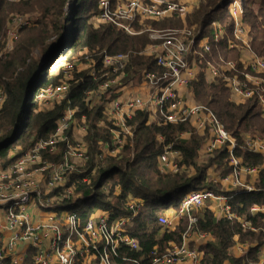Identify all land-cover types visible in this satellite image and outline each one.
I'll return each mask as SVG.
<instances>
[{
  "label": "trees",
  "instance_id": "obj_1",
  "mask_svg": "<svg viewBox=\"0 0 264 264\" xmlns=\"http://www.w3.org/2000/svg\"><path fill=\"white\" fill-rule=\"evenodd\" d=\"M98 1L26 0L12 3L0 0V42L14 7H21L23 13L39 15L31 25L19 32V41L9 52L11 54L0 55V86L6 95L0 107V168L21 157L37 142L48 140L55 131L57 120L70 106L76 111V119L80 120L82 116L85 119L87 132L84 137L93 155L88 159L93 174L78 176L72 181L75 194L79 197L67 202L66 206L76 210L80 220L85 221L96 210L111 211L113 217L124 216L127 213L124 206L128 200L142 199L145 204L127 229L128 234L137 240L139 250L122 249L120 254L147 261L154 247L163 252L169 244H180L187 229L186 219L181 220L174 230L164 229L157 221L160 213L170 205L177 209L183 195L190 190H212L223 194L213 182L207 181L206 172L215 166L222 176L228 175L229 156L225 149H219L215 151V157L211 156L205 164L198 165V151L205 138L196 134H192L188 140L178 137L192 128L190 124L164 125L160 117L148 123L149 114L137 112L128 121L133 129L132 138L129 137L128 143L126 141L122 147L121 157L105 158L95 164L94 153L100 154L99 143L110 140L109 130L104 127L107 119L103 102L92 106L88 101L89 93H94L103 81V56L129 54L123 84L134 77L138 78L144 69L159 71L151 58L139 54L149 45L145 35L129 36L111 25L99 24L95 27L90 23L91 18L99 12ZM228 1L199 0L198 6L186 17V25L195 27L199 33L196 43L204 36L209 39L212 52L205 56V61H201L203 66L204 62L217 54L216 49L220 56L226 57L225 61H237L235 49L230 50L231 53L226 52L227 40L232 38L231 21L226 11ZM243 6L251 48L264 59V0L258 8H255L254 0H243ZM150 22L159 26V21ZM213 22L225 25L227 31V36L217 44L212 40L214 31L210 28ZM1 49L0 44V52ZM79 54L89 58L95 77L89 72L73 73L67 99L55 103L52 108L41 109L34 100V91L40 87L58 85L64 78V65L72 64ZM203 66H200L201 70L188 90L195 102L207 106L233 136L236 141L233 156L241 160L242 167L258 169V182L255 183L254 192H230L234 196L230 206L235 218L218 219L208 209H202L196 215L197 221L191 227V235L204 234L213 238L212 242L197 249L201 253L202 264H259V249L264 246V214L253 213L251 209L255 206L264 208V163L262 154L246 148L243 136L248 134L264 140V117L255 99L234 103L221 80L207 82ZM101 122L105 123L103 127L98 126ZM158 137L162 138L161 143L157 142ZM168 145L171 150L180 153L179 166L185 167V171L163 173L159 170L158 158ZM58 148L63 151L65 146L61 144ZM54 154L44 153L43 159L59 161L62 154ZM189 168L194 175L186 173ZM81 206L85 207L82 209ZM238 218L249 223L251 228L242 227ZM235 239L246 246L245 253L240 257L231 254ZM32 257V252H28L22 264H35Z\"/></svg>",
  "mask_w": 264,
  "mask_h": 264
},
{
  "label": "built area",
  "instance_id": "obj_2",
  "mask_svg": "<svg viewBox=\"0 0 264 264\" xmlns=\"http://www.w3.org/2000/svg\"><path fill=\"white\" fill-rule=\"evenodd\" d=\"M188 11L186 5L171 0H126L120 3L101 0L99 12L93 21L98 25H111L129 36L148 34L151 43L141 55L151 58L159 69L156 72L144 69L138 75L139 82L145 83L149 89L148 98L133 97L120 101L114 96L126 77L129 54L103 56V81L94 93H89L106 96L104 113L110 123V140L103 145H106L108 152L118 153L127 138L132 136L128 121L137 112L160 117L164 125L190 124L193 131L206 137L203 147L205 155L210 156L219 149L226 150L231 171L224 177V182L231 185L233 190L250 193L252 188L241 182L240 174L241 171L255 173L258 169L241 166V161L232 154L235 139L207 106L189 104L180 94L196 79L199 69L197 60L201 64L205 56L211 54L208 39L202 37L196 43L199 33L195 27L186 25L167 29L145 28L141 32L132 29V25L141 20L161 21L176 16L185 18ZM226 11L231 21L232 36L227 40V48L246 51L250 57L245 64L233 60L222 62L219 70L207 60L204 62L205 68L214 77L221 78L232 96L244 102L255 99L264 117V59L251 48L249 27L244 21L243 0H229ZM31 23L32 20L26 15L7 22L2 40L4 52L12 49L19 32ZM211 26L215 43L227 36L223 25L213 22ZM72 69V64L66 63L63 80L56 86L37 88L33 94L34 100L38 102L43 99L52 108L55 103L67 99ZM91 71L90 75L95 77L94 69ZM5 99L4 89L0 86V107ZM75 114L76 111L67 106L48 140L37 142L21 157L0 168V264L7 261L9 264H22L28 252H32L35 264H202L201 253L188 244L191 227L197 221L193 213L214 202L221 218H235L230 206L234 198L230 193L232 190H225L223 194L212 190L188 191L175 211L169 216L164 214L157 218L159 225L167 230H174L181 220H187V229L180 244H169L163 252L154 247L147 261L121 255L122 249L139 250L137 240L128 234L127 229L145 203L142 199H130L125 203L127 213L124 216L113 217L111 211L100 210L93 212L85 221L80 220L76 210L66 206L75 195V184H66V176L72 170L70 160L87 163L89 159L86 145L73 143L69 137L74 130ZM80 121L83 123L81 132L85 135L87 126L83 116ZM184 133L191 136V130ZM184 133L178 135L181 140H184ZM61 144L65 149L59 161L43 159L44 153H55ZM245 146L251 152L262 154L264 163V140L261 137H251ZM180 160L179 152L171 150L169 145L165 146L158 158L159 170L163 173L180 172L184 169L179 166ZM43 190L46 191L45 195ZM226 192L229 195H225ZM33 210H39L42 216L34 218ZM251 211L264 214V208L256 206ZM237 220L242 227L249 226L243 219ZM197 235L206 237L204 234ZM19 247L26 249L25 255L17 251ZM259 264H264V259L259 260Z\"/></svg>",
  "mask_w": 264,
  "mask_h": 264
},
{
  "label": "crops",
  "instance_id": "obj_3",
  "mask_svg": "<svg viewBox=\"0 0 264 264\" xmlns=\"http://www.w3.org/2000/svg\"><path fill=\"white\" fill-rule=\"evenodd\" d=\"M123 1H126V0H116L115 2H114V0H112V3H120V2H123ZM171 1H177L179 3H182V4L186 5L189 8V11L186 14L185 18H179V17L176 16V17H174L172 19L161 20L157 24H162V23L163 24H170V23H173V22H179L178 26H169V27L168 26H161V25L155 26L153 24L151 26H145L144 25L145 20H141L138 24H133L132 25L133 31L135 30L136 32H141L145 28H156V29H158V28L159 29L179 28V27H182V26L186 25V17H187V15L190 14L191 12H193V10L198 6L199 0H171ZM254 1H255V8H258L259 5L261 4V2L263 0H254ZM18 2H20V1H18ZM93 18L94 17H92L91 20ZM92 25L95 26V27H97L98 26V23H95V21H93V24ZM210 29L211 30H214L212 26H211ZM4 34H5V32H4ZM140 35L141 34L131 35V36H140ZM204 37H206L208 39L207 36H204ZM220 40H223V39L219 38L218 42ZM208 43H209V39H208ZM226 49H227L226 50L227 53H231L230 52L231 49H228L227 47H226ZM235 50H236V52L238 54L237 61H239L240 63L242 62L243 64H245L247 62V59L250 57V54L248 52H246V51H240L238 49H235ZM216 51H217V54H215L210 59V61H211V63H213L214 67L217 70H219L222 67V65H223V64H220V63L226 62L225 61L226 60V57L224 56V58H223V55L220 56V54H219V52H218L217 49H216ZM143 52H144V49L139 54L141 55ZM144 57L147 58L146 56H144ZM197 64L199 65V69H198V74H199V72L201 70L200 69L201 68L200 66L201 65L203 66V64H200L199 63V60H197ZM89 67H91V66H89ZM202 69H204L203 70V73H204V76H205V79H206L207 82H214L215 80H221V78L214 77L210 73L209 69L208 68H205V66H203ZM91 72L92 71H90L88 74H90ZM180 94H181V97L186 102H188L189 104H194V103L196 104V102H195V100H194L191 92L188 89H182L180 91ZM148 96H149V89L147 88V86L145 85V83H143L141 81L139 82L138 78L137 77H134L133 79H131V80L125 82L123 85H121V87L116 91V95L114 97L119 98L120 101H127V100H129V99H131L133 97H142V98L146 99V98H148ZM231 100L234 101V103H237V104L238 103H244L243 100H239L238 98H236L235 96H232V95H231ZM88 101L91 102V100L89 98H88ZM91 104H92V102H91ZM104 115H105V113H104ZM105 117H106V115H105ZM156 118H158V117H156L153 114H149L148 115V123H152L153 121L156 120ZM192 126H193V123H192ZM132 132H133V129H132ZM182 138H184V140H188L190 138V136H189L188 133H184L182 135ZM243 138H244V141L246 143V141H249V139L251 138V135L244 134ZM161 140H162L161 137H158L157 138V142L158 143H161L160 142ZM204 143L205 142H203V144L201 145V147H200V149L198 151V157H197V164L198 165H200V163H204L205 164L206 161L209 159V158L207 159V156H205V154L203 153ZM103 144H105V143H99V149H100V154L102 153V155L104 156V153L105 152L108 153V149L106 148V145H103ZM211 156L212 155H210L209 157H211ZM88 157H89V155H88ZM178 159H180V156H179ZM205 159H207V160H205ZM227 165L229 166V162H228ZM183 168L184 169L182 171H185V167H183ZM230 171H231V167H230ZM186 173L189 174V176L194 175V171L192 169H190V168L186 171ZM206 176H207V181L213 182L216 185V187L219 189V191H223V192L225 190H232L231 192H235L236 191V189L233 190L234 188L231 185H229V184H227V183L224 182V177H226L227 175L226 176H222L221 172L218 169H216L215 166L208 168V170L206 172ZM240 180H241V182L243 184H245L246 186H249V187L252 188V191L251 192H254L255 187H256L255 186V183L258 182V172L256 171L255 173H247L245 171H241ZM203 209H208L210 212H212L215 215L216 218H218V219L221 218V215L219 213V210L217 208V205L214 202L208 204L207 207H205ZM98 211H100V210H96V212H98ZM173 211H175V209L170 205L168 208H166L165 210H163L160 213V215L166 214V215L169 216L171 214V212H173ZM201 211H202V209L200 211H198V214ZM198 214H197V216H198ZM32 215L34 216V218L37 219L40 216H42V213L39 212V210L38 211L37 210H33ZM212 241H213V238L210 237V236H206V237L200 238L198 235H195V234L194 235H190L189 238H188V244H189L190 248L196 249V250L197 249L199 250L201 246H204L205 244L210 243ZM235 241H236V244L231 249V254L233 256H235V257H240V256H242L243 253H245L246 246L245 245H242L240 243H237V239H235ZM17 251L20 252V253H22L23 255L26 254V249L24 247H19ZM258 258H259V260L264 259V248L263 247L260 248V250H259Z\"/></svg>",
  "mask_w": 264,
  "mask_h": 264
},
{
  "label": "rangeland",
  "instance_id": "obj_4",
  "mask_svg": "<svg viewBox=\"0 0 264 264\" xmlns=\"http://www.w3.org/2000/svg\"><path fill=\"white\" fill-rule=\"evenodd\" d=\"M18 1L21 2V1H26V0H16V1H11V2L12 3H19ZM115 1L116 0H114V2ZM100 2H101V0L98 1V10H99ZM25 15L28 16L32 21L37 19V18H39V15H37V14H31V13H28V12L27 13H23L22 8L16 6V7H14V12L8 16V21L10 19L14 18V17H20V16H25ZM90 23L91 24L93 23V19L90 20ZM178 24H179V22H173V23H170V24H163L162 23V24H159V25L168 26L169 27V26H178ZM144 25L145 26H151L152 23L150 21H145ZM141 35L142 36L145 35L147 37V39L149 40V44L151 43V40L149 39L148 34H141ZM19 37H20V35H19ZM18 41H19V38L12 45L13 46L12 49L10 51H8V52H4V46H3V43L1 41L0 44L2 45V49H1L0 55L1 54L6 55L9 52H12L14 50L15 45L18 43ZM10 54L11 53H9L8 55H10ZM8 55H6V56H8ZM6 56H4V57H6ZM89 61H90L89 58L83 57L82 54H79L76 58H74V60L72 61V64L75 65V67L71 71V77L73 78V73H79V72L87 73V72H90L91 70H93L92 65H90L91 63ZM89 66H91V67H89ZM88 98L91 100L92 106H94V104H99V102L100 103L103 102V106H104V104L106 102V96H104V95L98 96L96 93L89 95ZM38 104H39V107L41 109H44V110H46L47 108L49 109V107H50L47 103L44 102L43 99L41 101H38ZM104 124L105 123L101 122V123H99L98 126L103 127ZM82 126H83V123H81L80 120L76 119L75 126H74V131L70 132V136H71L70 138H71L73 143H80V144L86 145L87 151H88V155H89V160H90V158H92L93 155H92V153H90V150H89L90 147H89L88 143L85 141V137L84 136L86 134L84 135L81 132V127ZM104 127H106L108 130L110 129V123L107 120H106V124H105ZM189 130H191V135L192 134L200 135L198 132L193 131V129H191V128L190 129L188 128V131ZM200 136H203L206 139V137L204 135H200ZM127 143H128V141H127ZM64 149L65 148H63V151H64ZM63 151H62V148H58L57 151L55 152L54 156H57L60 153L63 154ZM216 152H214V154H212V156L215 157L217 155ZM121 155H122V150H120L118 153L116 151L108 152V153L105 152L104 156L102 155V153L100 155L98 152H95L94 153V162H95V164H98L99 162H101L105 158H110V157L111 158H119V157H121ZM205 156H207V159L209 158L208 155H205ZM207 159H205V160H207ZM89 160H88L87 163H80V162H77V161H74V160H70V164L72 166V170H71V173L67 174V176H66V179H67L66 180V184L72 183V181L74 179H76L78 176H86L88 174H91V175L93 174V169H92L93 167H92V164H91V162ZM202 164H204V163H200V165H202ZM226 167H228V166L226 165ZM108 183L109 182H107V184ZM42 193L45 195L46 191L43 190ZM74 194H75V192H74ZM78 197H79V195L75 194L74 197L71 200H75ZM84 207L85 206H81L82 209ZM197 214H198V212H194L193 213V215L195 217H196Z\"/></svg>",
  "mask_w": 264,
  "mask_h": 264
}]
</instances>
